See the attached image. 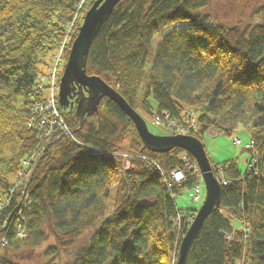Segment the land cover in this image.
Masks as SVG:
<instances>
[{
  "label": "trees",
  "instance_id": "trees-1",
  "mask_svg": "<svg viewBox=\"0 0 264 264\" xmlns=\"http://www.w3.org/2000/svg\"><path fill=\"white\" fill-rule=\"evenodd\" d=\"M81 1L0 0V264H18L12 256L30 258L36 250L43 264H59L62 257L60 264H168L173 253L177 264L187 224L177 236L178 210L161 175L134 155L169 171L181 166L177 157L184 151L146 150L130 119L109 99L72 137L43 151L24 176L25 187L14 181L22 161L41 153L26 125L31 104L42 97L37 80L78 7L84 13L93 2ZM209 5L119 2L88 50L86 72L141 117L162 110L181 121L184 109L193 110L199 139L210 129L247 132L254 166L241 170L231 159L216 164L225 181L220 205L201 226L186 264H264V4L235 26L215 22L205 13ZM80 23L76 17L66 58ZM73 112H62L71 128ZM90 148L112 155L94 156ZM122 154L129 156L127 169ZM186 179L175 193L195 181Z\"/></svg>",
  "mask_w": 264,
  "mask_h": 264
},
{
  "label": "water",
  "instance_id": "water-1",
  "mask_svg": "<svg viewBox=\"0 0 264 264\" xmlns=\"http://www.w3.org/2000/svg\"><path fill=\"white\" fill-rule=\"evenodd\" d=\"M123 0H94L82 17V22L76 30V36L71 44L70 51L59 82L58 103L63 110L75 106L76 125L70 130L71 134L77 132L84 118L98 114L101 100L109 99L130 119L137 132L143 147L153 153L164 154L174 148L185 150L196 160L200 168L203 186L205 188L204 200L198 207L193 222L181 238L177 264H186L189 249L200 231L208 215L218 209L220 205L221 187L219 181L212 173V167L207 157L205 147L199 138L190 135H154L148 129L143 118L129 106L122 96L98 76H89L86 72V62L90 46L99 32L101 26L108 20L114 7ZM64 137L61 133L52 141L44 144L41 153L33 163L35 167L43 151L50 144ZM32 168V170H33Z\"/></svg>",
  "mask_w": 264,
  "mask_h": 264
},
{
  "label": "rangeland",
  "instance_id": "rangeland-1",
  "mask_svg": "<svg viewBox=\"0 0 264 264\" xmlns=\"http://www.w3.org/2000/svg\"><path fill=\"white\" fill-rule=\"evenodd\" d=\"M93 1L94 0H90ZM84 2V0L81 1V5ZM92 2V3H93ZM209 7L205 10V13L210 14L211 17L215 20V22L223 23L226 26L229 25H239L244 22L249 21L252 11L259 7V5L264 4V0H209ZM92 5V4H91ZM90 5V6H91ZM81 8V7H80ZM90 7H88L89 9ZM78 14L75 16L79 18L81 16V19L83 17L84 13L80 12V9H78ZM74 19V20H75ZM73 20V21H74ZM74 25V24H73ZM174 26L169 27L166 32L169 29H172ZM158 38H154L153 45H156ZM68 41V40H66ZM72 44V43H71ZM67 45V44H66ZM65 45V48H66ZM71 47V45H70ZM70 50V48H69ZM61 60L62 63L60 66H64L65 60L67 61V58L65 56V50L61 51ZM66 58V59H65ZM153 104V102H151ZM143 120H145L146 125L148 127L147 130H149L154 135H162L163 136V130H161L159 127H156L152 124L151 116H143ZM235 138H239L241 141V145H233V140ZM249 135H247L246 131H235L234 133H231L230 135L223 134L215 129H210L207 134L204 136L203 144L206 150L207 157L209 158L210 162L215 165L217 163H221L225 160L231 159L234 160L237 166L241 170L245 169V163L243 162L244 159L248 158V151L245 149V144L249 142ZM130 163V162H129ZM128 163V164H129ZM130 166V165H129ZM128 166V168H129ZM18 176L16 179L14 178V181L17 182H25V180ZM28 179V178H27ZM19 182V183H20ZM200 188L202 189L201 194V200L197 203H194L192 199L190 198L189 194L193 192V189H190L188 187L181 189V191L176 194L175 204L176 208L180 210L186 211L187 209H194L197 210V208L201 205L203 201V194H204V188L203 183L201 184ZM110 198L113 196V189ZM87 235L89 233H86ZM89 236V235H88ZM64 258H60L59 264L61 262H64ZM13 261L16 260L18 264H43L45 262V258H42L40 255V251L36 250L33 251V254L30 256V258H25L24 256H12ZM174 260V253L172 254L171 260L168 264H174L172 261Z\"/></svg>",
  "mask_w": 264,
  "mask_h": 264
},
{
  "label": "built area",
  "instance_id": "built-area-1",
  "mask_svg": "<svg viewBox=\"0 0 264 264\" xmlns=\"http://www.w3.org/2000/svg\"><path fill=\"white\" fill-rule=\"evenodd\" d=\"M64 41L66 40L64 39ZM64 41L60 46L59 50L57 51V53L53 56L51 65L47 68L45 75H43L37 83L38 89L43 92L42 94H44V97L42 100L32 104L33 106L31 109V113L29 114V118L27 121V128L35 133L36 138L39 139L40 142L49 138L52 135L51 133H53L56 129L68 131V127L64 122L62 115L59 113L56 104L57 72L62 63L60 56L62 53L61 51H63L64 48V44H65ZM153 119L156 126L160 127L161 129L165 130L168 133H172V134L193 133V131L197 130L196 120L193 117L192 113L190 112L184 113L181 117V121L173 118L172 119L169 118V116L162 111L161 114L154 116ZM233 144L239 145L240 141L238 139H235ZM246 148L252 150L253 144L251 141L248 144H246ZM253 154L254 152H252V155ZM142 158L143 160L147 161L148 166H155L158 168L155 162L152 161L151 159H148L147 157H142ZM182 159H184L183 168L182 169L175 168L170 171L169 178L165 177L164 182L167 188L166 190H168V192L171 193L172 192L171 189L175 185L177 184L179 185L182 181L185 180L186 177L191 176L195 178V184L193 185V189L195 190L192 199L194 201H197V195L199 192V189L197 187V183L199 181L198 168H196V165L192 161H189L187 158H185V156ZM23 165L24 167H28L29 166L28 161H24ZM248 166L249 168L252 167V165H248ZM18 176H22V173L19 172L17 174V177ZM217 177H219L222 183H225L224 177H222L220 171H218ZM191 219L192 217H188L187 221L190 222ZM180 223L181 220L177 217L175 222L177 236L181 231Z\"/></svg>",
  "mask_w": 264,
  "mask_h": 264
}]
</instances>
